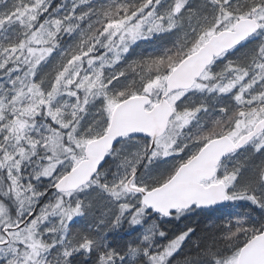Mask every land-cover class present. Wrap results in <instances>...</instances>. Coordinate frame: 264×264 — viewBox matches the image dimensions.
<instances>
[{
    "label": "snow or ice",
    "instance_id": "obj_1",
    "mask_svg": "<svg viewBox=\"0 0 264 264\" xmlns=\"http://www.w3.org/2000/svg\"><path fill=\"white\" fill-rule=\"evenodd\" d=\"M0 264H264V0H0Z\"/></svg>",
    "mask_w": 264,
    "mask_h": 264
}]
</instances>
